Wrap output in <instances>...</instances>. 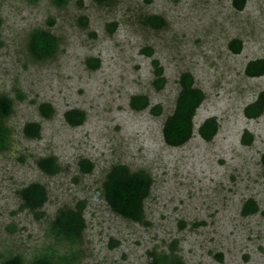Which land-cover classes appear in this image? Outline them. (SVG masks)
I'll return each mask as SVG.
<instances>
[{"label": "rangeland", "instance_id": "obj_1", "mask_svg": "<svg viewBox=\"0 0 264 264\" xmlns=\"http://www.w3.org/2000/svg\"><path fill=\"white\" fill-rule=\"evenodd\" d=\"M151 15L163 25H147ZM38 29L56 38L41 59L27 49ZM233 39L237 52L228 47ZM256 59H264V0H0V94L13 101L9 145L0 152V264L13 256L21 264H148L170 243L184 264H264V111L256 119L242 113L264 90V75L243 73ZM152 60L164 79L158 91ZM184 72L204 100L190 139L169 147L161 128ZM137 95L147 99L140 111L129 107ZM41 103L50 105L49 119L39 115ZM71 109L84 114L81 125L65 123ZM210 117L218 128L207 142L196 130ZM30 122L39 125L37 139L22 135ZM50 156L58 170L47 175L35 161ZM114 165L150 178L142 223L114 215L102 198ZM30 183L46 191L35 213L17 194ZM247 200L256 210L245 215ZM78 202L85 228L68 245L48 226L58 209Z\"/></svg>", "mask_w": 264, "mask_h": 264}, {"label": "trees", "instance_id": "obj_2", "mask_svg": "<svg viewBox=\"0 0 264 264\" xmlns=\"http://www.w3.org/2000/svg\"><path fill=\"white\" fill-rule=\"evenodd\" d=\"M95 4H102L109 0H91ZM242 0H233V4ZM145 23L150 27L163 25V20L156 15L148 16ZM56 45V38L47 30L38 29L30 33L27 40V49L33 58L49 57ZM228 47L235 52L240 47L238 40H231ZM145 54L150 55L146 50ZM94 63L96 62L93 60ZM152 65V86L155 90H160L164 79L161 68L156 61H151ZM246 77L256 78L264 75V59L249 61L243 70ZM178 91L174 100L171 113L165 118L162 128V141L166 146L179 147L188 141L192 135V118L199 105L204 100V94L200 89L194 87L190 74L181 73L177 80ZM129 107L134 111L143 110L147 107V99L144 96H132L129 100ZM38 113L41 117L49 119L52 115L50 105L41 103L38 106ZM13 111V101L6 95L0 94V152L5 151L9 145L10 131L6 126L7 119ZM155 114L158 113L157 106L151 108ZM264 111V90L260 91L254 101L243 108V116L247 119H256ZM63 119L71 127L79 126L84 120V114L77 109H71L63 113ZM217 123L213 117L206 118L197 127L198 136L204 141H210L217 131ZM22 135L26 139H37L39 136V125L34 122L26 123L22 127ZM247 141L250 135L243 132L241 140ZM244 143V142H243ZM261 173L264 177V153L259 158ZM36 168L47 175L55 174L58 166L54 157H44L35 161ZM79 166L86 167V172L90 171L88 161H80ZM150 178L143 171L130 172L123 165L110 167L101 185L102 198L109 211L125 220L142 223L143 212L142 203L148 196ZM20 207L29 212H38L46 201V191L44 187L37 183H30L18 191ZM256 206L253 201L247 200L242 207L243 214L254 213ZM83 204L76 203L73 207H62L58 209L49 223L48 229L51 235L58 240L64 241L68 245H76L82 239L84 231V220L82 217ZM174 243H170L169 251L162 254H150L148 264H184L180 257L173 251ZM1 264H21L18 256L4 259ZM29 264H56L49 259L37 258Z\"/></svg>", "mask_w": 264, "mask_h": 264}]
</instances>
